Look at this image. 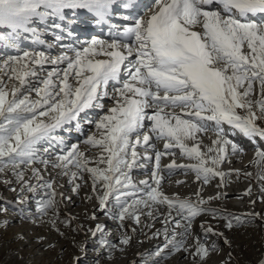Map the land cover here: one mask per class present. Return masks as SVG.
Listing matches in <instances>:
<instances>
[{
    "label": "snow or ice",
    "instance_id": "6c2138e0",
    "mask_svg": "<svg viewBox=\"0 0 264 264\" xmlns=\"http://www.w3.org/2000/svg\"><path fill=\"white\" fill-rule=\"evenodd\" d=\"M81 11L107 26L109 38L92 37L75 47L63 43L64 35L55 34L57 44L47 43L49 27L71 37L67 22L74 23L73 17ZM117 15L124 23L114 21ZM28 39L34 46L47 44L49 51L24 47ZM54 47L61 51L53 55ZM0 48L15 53L0 56V184L17 194L14 200L19 205L30 199L26 193L43 191L37 202L39 215L21 216L22 223L47 226L64 239H69V232H90L93 238L99 237L105 264H116V253L132 245L137 229L131 227L129 232L125 222L140 226L142 217L150 221L143 223L149 230L162 224L148 239L163 237L162 246L139 254L148 257L143 264H161L177 253H187L194 264H208L213 253L223 251L215 243L200 242L199 237L189 243L197 218L209 212L215 218L220 211L206 207L220 194L205 200L198 191L193 201L165 194L162 182L174 170L193 172L203 184L214 177L223 181L233 171L239 175L238 170H218L229 146L232 155L242 152L226 138L225 125L253 143L264 141V0H149L146 4L138 0H0ZM110 85L115 93L113 106L93 122L96 130L83 141L87 148L82 151L74 144L54 153V145L64 143L55 132L74 121L78 126L81 114L90 108L103 110L100 101L108 96ZM209 131L215 139L204 152L200 134ZM174 149L195 163L178 164L172 159L162 166L165 155L177 156ZM255 157L259 166L264 150L257 148ZM149 162L148 178L134 181L133 170L146 169ZM49 169L67 177L76 196L87 186L91 193L87 201L95 200L96 209L119 221L118 245L104 238L106 226L101 223L85 229L73 227L74 216L61 219L60 205L72 197L57 191ZM257 178L264 181V169ZM161 206L166 212H160ZM88 218L99 219L96 211ZM221 218L228 230H247L258 221L264 231V213H228ZM11 224L9 208L0 203V264H56L36 258V253L54 250L56 243L24 231L5 239ZM200 226L205 234L232 248L224 232L206 221ZM71 244L77 252L68 264H80L79 253L86 254L87 243H78L73 235ZM64 251L61 247L57 260ZM226 255L225 264H230L232 251ZM100 257L95 264H100ZM256 264H264V253Z\"/></svg>",
    "mask_w": 264,
    "mask_h": 264
},
{
    "label": "bare ground",
    "instance_id": "6f19581e",
    "mask_svg": "<svg viewBox=\"0 0 264 264\" xmlns=\"http://www.w3.org/2000/svg\"><path fill=\"white\" fill-rule=\"evenodd\" d=\"M48 32H47L48 36H47V38H45L47 43L56 45L57 43L54 39L55 31H52V30L50 31V29H48ZM58 32H56V34H58ZM30 46H32V45H29V44L24 45V47H30ZM32 47H37L40 50L49 51V49L47 48V44L44 46H32ZM1 49H2V51H4L3 50L4 48H1ZM60 51H61V49L59 47H54L53 49H51V53L53 55L58 54ZM4 53L13 54V53H9L8 51L4 52ZM101 58H103V57H101ZM114 95H115L114 89L110 85L108 88V96L102 98L100 101V103H102L104 105L103 110L100 108H97V107L90 108V109L86 110L85 113L81 114L80 123L78 126L76 125V122L74 121L71 124H68L65 126L66 130H64L63 128L60 130L59 133H62V134H64V133L67 134L68 131L74 130V129L76 130V132L78 130L82 131V134L80 136L74 135L72 137L71 142L68 143V146L65 147V149H69L74 144L78 145L80 147V149H83V150H85L87 148L86 145L84 148H82V145H84L83 141L86 139V137L89 134H91L92 132H94L96 130L95 124L93 122L95 120H97L101 115H104L105 111L109 107L113 106L112 97ZM255 98L256 97H254V99ZM226 127H227V125L224 126L225 131L227 130ZM232 135H233V137L235 136V138H234V140H232V142L236 143L242 149V152L239 154H236V155H232L231 151H230V146H229L226 161L219 166L218 170L224 171V172H228L229 170H238L239 175H236L235 171H233V174L229 176L230 178H231V176L233 177V179L235 178L234 181H232V182H230V180L227 181V180H225L226 177L224 178L223 181H221V179L219 177H214L216 182L213 185L207 187L201 181H197L195 178V175L193 177H191L189 175H186L183 170H174L173 175L170 178L166 177V179L162 182V190L164 192H167V193L172 192L173 194L174 193L175 194L176 193H180V194L185 193L186 194V193H191V192L196 193L198 191L205 194L204 192H209L206 196L207 200L210 196L216 197L217 194H220L219 199H212L210 201L216 200L217 202H220L216 209H219L222 212L235 211L239 215L251 213V212L264 213V206H259V205H256V203H253V201H255V198H252V196H250V194H252V193L255 196H257V192L256 191L253 192V190H250L251 191L250 194H247L249 191L248 190L249 187L247 188V185H243L239 182V180L241 178H243L244 176L245 177L247 176V175H245V173H250V174L256 175L258 173V171L261 169V166L264 165V162H262L259 166L254 162L256 159L255 151H256V148H258L260 146V143L259 142L253 143L251 140H250L251 142L250 141L248 142L246 137L239 134L238 132L233 131ZM213 139H215V134L212 131H209L205 134H200L201 151L206 152L207 148L209 146H211V141ZM158 146L162 149V143H159ZM56 152H59V151H56ZM176 152H177V154H179L178 149H176ZM181 158L182 157L180 155H178L177 157H171V156L168 157V155H165L162 158L161 164H162V166L166 165V164L170 163L172 161V159H176V162H178V160ZM183 158L186 159L185 157H183ZM151 167H152V162H149L148 167L146 169H135V170H133V177L140 175L141 177H144L145 179H147L148 175H149V169ZM52 176L55 177L56 180H62V179L64 180V178H65L63 176H57L56 173ZM214 178H212V179L214 180ZM12 179L14 180V177ZM176 181H183L184 183H176ZM198 185H200V189H199V187L197 188ZM194 186H196V187H194ZM84 187H87V186H84ZM204 187H207V188H204ZM4 188H6V187L3 184H0V193L3 192ZM65 188L68 189V188H70V186L66 185ZM189 188H192L193 190H189ZM63 193H65V195L68 196L70 191L68 189L67 191L65 190V192L63 191ZM90 194L91 193L88 194L87 192H86V194L80 193L79 196L72 194L71 195L72 199L70 201L65 200L62 203L64 206L63 207V209H64L63 210L64 211L63 217L65 215L76 217V220H75L76 225H83V227L85 229L94 226L95 223H101L102 225H105L106 227L108 226L110 230L114 229L115 233H114V235H112V240L110 242L113 245H115L114 243H115L116 237L118 236V240L120 238V235H119L120 229H119L118 225H116V223H113L111 221H108V222L107 221H100L102 216L105 214H103L99 210L95 209V206L93 207L92 205H89L90 202L87 201V199L85 197H86V195H90ZM16 195L17 194L13 192L12 198H15ZM80 196L82 197V200H79ZM32 199H33V196L30 195V199H28L24 205H19V204L11 205L10 204V208L13 210V212L16 213V215L22 216V213L19 211V209L23 208V209L31 210L29 203L34 202V201H31ZM0 203H2V204L4 203L6 205H9L8 202H3L2 200H0ZM83 206H84V209H82L81 212L77 213L75 209L79 208V207H83ZM93 211H96L97 216L99 217V219L97 221H92L91 219L88 218L91 216ZM31 215H33V216L38 215L36 209H35V212ZM9 217L11 218L12 224L17 221V219H15L12 216V213H10V212H9ZM205 221L208 222L207 220H201L200 223H203ZM255 222L258 224V221H255ZM147 223H150V222L147 221ZM12 224H11V227L8 229L9 232L14 230ZM215 226L220 227L221 225L216 224ZM199 227L200 226L197 225V227L193 230L194 235L196 237L199 235L201 237L202 236H204V237L211 236L213 239H217V237L216 236L214 237L212 234H205V232H203L202 229H200ZM34 228L36 230H38V232H40V230H41V227H39V228L34 227ZM139 228H141V227H139ZM160 228H162V224L156 223L155 228L150 230L151 231L150 236L152 235V232H154L156 229H160ZM142 229H145V228L142 227ZM219 230H220V228H219ZM250 230H252V229H250ZM21 231L29 232L28 228H26V227H23ZM9 232H7L6 234H9ZM80 233L83 236L82 237L84 239L83 241L86 242L87 245L90 244L88 242V239H90L88 237V234H90V232L87 233V235L84 232H80ZM262 233L264 234V231H262L260 227H259V231L254 229L252 231H248L247 235H242L240 233V231H234L233 234L228 233L229 236L228 235L227 236L233 242L232 248L231 249L228 248V252L232 251V254L235 258V262L232 264H246V262H251V264H256L258 259L261 257V253H264V245H261V243L258 242V244L256 245V247H257V250H256L255 249L256 247H254V248L252 247L253 249H251V246H252L251 243L256 242V240L259 241V239H256V238L258 235H261ZM71 234L72 233L69 232V239H64V238L61 239L62 241L59 243L61 247L65 248L67 246H72ZM8 237H11V236H8ZM47 241H51V242L57 244V241L55 239H53L52 237L50 239H48ZM47 241H46V243H47ZM151 242L149 241L145 244L143 243L144 244V246H142V247H144L143 250L149 251V250L154 249V245ZM213 242H216V241H212L211 243H213ZM78 243H79V241H78ZM217 245L219 247V244H217ZM220 245H221V243H220ZM11 247H16V245H11ZM38 247H39L38 245L34 246L31 251L35 252L36 248H38ZM61 247H60V249H61ZM132 252L129 255V257L131 258V261H132L131 264H137V261H139L138 259H140L139 256H141V255H139V254L134 255L133 254L134 252L133 253ZM74 253H76V251ZM29 254H30L29 252L24 253L25 256H27ZM71 254L72 255L70 257L73 256V253H71ZM186 256H187L186 253L177 254L173 263L174 264H191V261L193 262V258L192 257L186 258ZM36 258L38 260L50 261L48 259V257L46 258V255H44V253H42V254L36 253ZM224 258H225V256H224ZM119 259L121 260V258H119ZM52 261H56V259L52 260ZM127 261H129V259L124 261L123 264H125ZM225 262H226L225 260H216L215 262L211 261L208 264H225ZM117 264H118V261H117Z\"/></svg>",
    "mask_w": 264,
    "mask_h": 264
},
{
    "label": "rangeland",
    "instance_id": "374dc122",
    "mask_svg": "<svg viewBox=\"0 0 264 264\" xmlns=\"http://www.w3.org/2000/svg\"><path fill=\"white\" fill-rule=\"evenodd\" d=\"M3 55V54H2ZM5 55V54H4ZM3 55V56H4ZM64 130H66V128H63ZM60 130L61 129H58L56 132H55V135L56 136H59V137H62L63 138V141H64V143L62 144V145H59V146H55L54 145V147H53V152H56V151H59L60 150V148H63V149H65V147H67L68 146V143H70L69 141H70V136H68V134H62V133H59L60 132ZM68 132H72V131H68ZM74 132H76V130L74 129V131L72 132V134H74ZM69 138V139H68ZM247 141V140H246ZM248 142H249V140H248ZM256 142H259L260 143V146L258 147V148H261V150H264V141H260L259 139H257V141ZM257 144V143H256ZM45 147H48V145L47 144H45ZM85 147V145H82V148H84ZM71 148V147H70ZM257 149V148H256ZM81 150H83V149H81ZM241 156V155H240ZM170 157V156H169ZM37 167H42L41 165H37ZM261 169H264V165L263 166H261ZM260 169V170H261ZM259 170V171H260ZM258 171V172H259ZM49 172H51V174L52 175H54L55 173H56V170H52V169H49ZM188 175H189V173H187ZM186 174V175H187ZM44 175H45V177L47 178L48 177V172L46 173H44ZM191 177H193V176H191ZM67 177H65L64 178V180L62 179V180H56V183H57V191L58 192H65V190L67 191L68 189H69V191H70V193L68 194V196H71L72 195V193H71V185H69L68 183H67ZM133 179H135L136 181H139V180H142V179H145L144 177H141L140 175L139 176H135V177H133ZM235 179V178H234ZM234 179H233V177L231 176V178L229 177V176H226V179L225 180H230V182H232V181H234ZM134 180V181H135ZM241 180V181H240ZM239 180V182L241 183V184H243V185H247V188H248V190H253V192L254 191H256L257 192V196H255L253 193L252 194H250V196H252V198H255V203H256V205H259V206H264V192H262L261 191V188L262 187H264V181H261V180H259L258 178H257V174L256 175H253V174H251V175H247L246 177L244 176L243 178H241ZM216 182V180H215V178H214V180L213 179H211L210 180V182L208 183V184H205V186H207V187H209V186H211V185H213L214 183ZM65 183V184H64ZM66 185H68V186H70V188H65V186ZM250 185V186H249ZM13 186H15V184L13 185ZM194 187H196V186H194ZM193 187V188H194ZM199 187V189H200V185H198L197 186V188ZM207 187H204V188H207ZM64 189V190H63ZM88 189V187H83L82 188V190H81V193L82 194H86V192L89 194L90 193V191H89V189ZM258 189V190H257ZM189 190H193L192 188H189ZM249 192V191H248ZM251 192V191H250ZM205 194H203V193H201V195H202V197H203V199H205V200H207V194L209 193V192H204ZM165 194H167V195H179L181 198H186V197H190L193 201H195L196 199H197V197H196V193H182V194H180V193H172V192H165ZM30 195H32L33 196V199L31 200V201H34V202H30L29 203V206H30V208H31V210H27V209H24V211L23 212H21L22 213V216L23 215H31V214H33L34 212H35V209H37V202H38V200L43 196V191L41 190V191H39V192H36V193H26V196L27 197H30ZM12 196H13V192L12 191H10L7 187L6 188H4V190H3V192L2 193H0V200H2L3 202H8L9 203V205H6V204H4L5 206H7L8 208H9V212L10 213H12V216L15 218V219H17V221L16 222H14L12 225H13V228H14V230L13 231H11V232H9V234H5V239H8L9 237L8 236H12V234L13 233H15V232H20L21 230H22V228L23 227H26V228H28V233H30V234H39V235H43V236H46L47 237V240L48 239H50L51 237L53 238V239H55L56 241H57V244H56V248L54 249V250H52V251H50V252H44V255H46V258L48 257V259L50 260V261H52V260H55L56 259V263L57 264H68V262L72 259V257H70L72 254L71 253H74L75 251L77 252V249L76 248H74L73 246H67V247H65L64 249H65V251H64V253H63V258L62 259H60V260H57V253L60 251V242L62 241L61 239H62V237H59L56 233H55V231H50L49 230V228L47 227V226H44V227H41V230H40V232H38V230H36L35 228H34V226L30 223V222H24V223H22L21 222V220H20V215H16V213L15 212H13V210L10 208V204L11 205H15V204H17L16 203V201L14 200V198H12ZM60 199V197L59 196H57V200H59ZM79 200H82V197L80 196L79 197ZM90 202V201H89ZM220 202H217L216 200L214 201H209L208 202V204L206 205V207H208V208H214V209H216L217 207H218V204H219ZM95 204H96V201L95 200H93V201H91L90 203H89V205H92L93 207L95 206ZM63 204L61 203V205H60V212H61V219H63L62 217H63V215H64V209H63ZM82 209H84V206L83 207H79V208H76L75 210H76V212L77 213H79V212H81L82 211ZM96 209V208H95ZM98 210V209H97ZM166 211V208L165 207H163V206H161V208H160V212H165ZM228 213H232V214H235V215H239L237 212H235V211H229V212H222V211H219L218 213H217V215H216V217L214 218L213 217V214L212 213H206V214H204V215H202L201 217H198L197 218V220H196V222L193 224V229H192V232H193V230L197 227V225L198 226H200V222H201V220H207L208 222V224H210L211 226H213V228H215L217 231H221V232H224V234H225V236H227L228 235V233H230V234H233L234 233V231H240V233L242 234V235H247V233H248V231H252V230H258L259 231V227L257 226L258 224L256 223V222H253L252 223V225H251V227H249L247 230H245V229H243V228H241V229H239V230H236V229H233V230H228V229H226L225 227H224V220L221 218L223 215H226V214H228ZM89 214V213H88ZM39 215V214H38ZM37 215V216H38ZM44 219L45 220H47V217H44ZM100 221H111V222H113V223H116V225H119L118 223H119V221L117 222V220H114V219H111L110 218V216H108V215H103L102 216V218H101V220ZM147 221L148 220H145V218L144 217H142V225H140V226H137V225H135L134 224V222H132V221H126L125 223H126V225L128 226V230H129V232H130V230H131V227H136V229H137V231H136V233L134 234V239H133V242H132V245H131V247H128V248H126V250L123 252V253H116V256L118 257V264H123V262L124 261H126V260H128L129 259V261H127L125 264H131V258L129 257V255L131 254V252L135 255V254H140L141 252L142 253H145L146 252V250H143L144 249V247H142V246H144V244L145 243H147V242H151V243H153V245H154V249H152V250H149V251H154L155 250V248H157V247H159V246H162V243H163V237L161 236V237H159V238H153V239H148V237L150 236V233H151V231L148 229V228H145V229H142V227H143V223H147ZM148 222H150V221H148ZM216 222V223H215ZM159 223V222H158ZM157 223V224H158ZM220 223V224H219ZM246 223H247V221H246ZM216 224H218V225H221L220 227H216L215 225ZM77 225H76V221H74L73 222V227H76ZM139 227H141V228H139ZM61 228H62V230H65L64 228H63V225H61ZM200 229H202V231L204 232V229L200 226L199 227ZM219 228H220V230H219ZM120 229V228H119ZM161 229V228H160ZM222 229V230H221ZM250 229H252V230H250ZM35 230V231H34ZM121 229L119 230V235L121 236ZM228 232V233H227ZM114 229L112 230H110L109 229V227L107 226V227H105V232H104V238H106V239H108L109 241H111L112 240V235H114ZM145 233H147V236L145 235ZM73 235H75V239H76V241L78 242H82L84 239L82 238L83 236L81 235V233H79V234H74V233H72L71 234V236H73ZM214 236V235H213ZM229 236V235H228ZM262 236H264V234L262 233L261 235H258L257 236V238L256 239H259V241L258 240H256V242H252L251 243V249H253L254 247H256V245L258 244V242H260L261 243V240H262ZM88 237L90 238V239H88V242L90 243V244H88L87 245V249H86V254L85 253H79V255H80V264H95V258H97V257H100V248H99V237H97V238H93L92 236H91V233L90 234H88ZM197 237H199V239H200V242H207V243H209V244H211V242L212 241H216V242H213V243H215V244H219V247H222L223 248V251L222 252H218V253H213L212 254V256H211V259L209 260V262H215L216 260H225V261H227L228 259V257H227V255H226V253L228 252V246H226V245H223V243H222V241L221 240H218V239H213L211 236H209V237H204V236H197ZM195 235H194V232H193V235H192V237L190 238V240H189V243L191 244V243H193L195 240H196V238H197ZM215 237V236H214ZM118 236L116 237V240H115V245H118ZM84 242V241H83ZM144 243V244H143ZM220 243H221V245H220ZM261 245H262V243H261ZM253 247V248H252ZM256 250H257V247L255 248ZM67 250V251H66ZM177 254H183V253H177ZM177 254H175V255H170V256H168L166 259H164V260H162L161 261V264H174L173 262H174V260H175V257H176V255ZM187 254V253H186ZM224 256H225V258H224ZM189 256H186V258H188ZM234 257V256H233ZM119 258H121V260L119 259ZM139 258L140 259H138L139 261H137V264H143V260L144 259H147L148 257H141V256H139ZM84 261V262H83ZM190 262V261H189ZM208 262V263H209ZM235 262V258L230 262L231 264L232 263H234ZM100 264H105V259L103 258V257H100ZM116 264H117V262H116ZM191 264H194V262H192L191 261Z\"/></svg>",
    "mask_w": 264,
    "mask_h": 264
}]
</instances>
